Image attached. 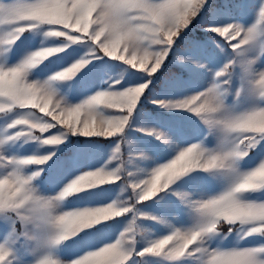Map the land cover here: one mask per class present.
Returning <instances> with one entry per match:
<instances>
[{"label": "snow or ice", "instance_id": "1", "mask_svg": "<svg viewBox=\"0 0 264 264\" xmlns=\"http://www.w3.org/2000/svg\"><path fill=\"white\" fill-rule=\"evenodd\" d=\"M0 264H264V0H0Z\"/></svg>", "mask_w": 264, "mask_h": 264}, {"label": "rangeland", "instance_id": "2", "mask_svg": "<svg viewBox=\"0 0 264 264\" xmlns=\"http://www.w3.org/2000/svg\"><path fill=\"white\" fill-rule=\"evenodd\" d=\"M196 35L199 36L200 35V32L197 31L196 32ZM22 41H23V43H21V41H18L17 43L21 47H24V45L28 43V39H26L25 37H22ZM72 47H78V45H72ZM86 51H87V48H82L81 55H83L84 52H86ZM50 59H52V58H50ZM93 62H95V61H93ZM176 67L177 66H175V65L172 66V71H175L176 70ZM113 75H115V73H113ZM80 91H81V89L79 87H77L76 89L68 90L67 94L70 96V98H72L73 100H76V99L82 98L79 95V92ZM148 112H149V115L152 117V119L154 121H156L157 123H159V124H166L170 120V117L166 113L165 110H157L155 106L149 105L148 106ZM73 139H75V138H73ZM81 139H83V138H81ZM31 144H32V147L31 148H29V145L24 144L23 145V148H22V151L24 149H27L28 151L36 150V151H39V152L43 153L45 151V148L47 147V146L37 147V144H36L35 141L31 142ZM145 144L147 146H150V144H148L147 141H145ZM58 155H63V153L58 152Z\"/></svg>", "mask_w": 264, "mask_h": 264}]
</instances>
